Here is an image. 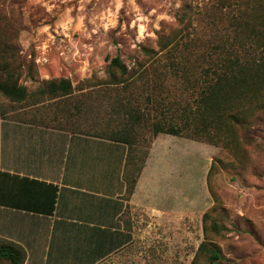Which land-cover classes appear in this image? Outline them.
<instances>
[{
	"label": "rangeland",
	"instance_id": "obj_1",
	"mask_svg": "<svg viewBox=\"0 0 264 264\" xmlns=\"http://www.w3.org/2000/svg\"><path fill=\"white\" fill-rule=\"evenodd\" d=\"M0 1L9 26L0 41L10 38L23 64L15 77L27 89L22 102L0 93V116H33L105 137L127 129L144 161L140 191L120 217L129 242L97 264H190L203 240L202 215L212 208L227 227L213 238L229 260L221 264H264V133L260 146L245 147L239 164L220 146L153 136L151 128L169 107L192 98L162 64L171 53L197 55L228 44L234 0ZM160 37L169 42L164 49ZM115 57L124 74L111 64ZM158 65L164 74L154 81ZM61 78L70 81L66 95L39 93Z\"/></svg>",
	"mask_w": 264,
	"mask_h": 264
},
{
	"label": "crops",
	"instance_id": "obj_2",
	"mask_svg": "<svg viewBox=\"0 0 264 264\" xmlns=\"http://www.w3.org/2000/svg\"><path fill=\"white\" fill-rule=\"evenodd\" d=\"M32 117L0 116V237L23 264H97L129 242L120 217L144 169L125 200V143Z\"/></svg>",
	"mask_w": 264,
	"mask_h": 264
},
{
	"label": "trees",
	"instance_id": "obj_3",
	"mask_svg": "<svg viewBox=\"0 0 264 264\" xmlns=\"http://www.w3.org/2000/svg\"><path fill=\"white\" fill-rule=\"evenodd\" d=\"M233 4L237 12L232 17V37L228 44L223 43L216 50L212 45V51L197 55L171 53L162 64L170 75L182 78V85L191 91L192 98L183 106L177 103L169 107L165 111L168 115L154 121L151 128L153 136L164 133L220 146L242 164L245 147L260 146V136L264 133V0H234ZM4 5L0 1V7ZM7 30L8 24L0 18V36ZM159 43L162 49L169 44L163 37ZM175 43L176 40L169 50L174 51ZM11 45L10 38L0 41V93L12 101L22 102L27 98V89L18 83L15 72L19 74L23 64L18 63ZM111 64L124 74L118 57ZM159 66L153 69L154 81L163 78L164 71ZM70 89V81L61 78L46 81L39 93L66 95ZM130 137L127 129L107 137L125 143L128 148L123 172L125 200L130 199L144 167ZM215 170L212 162L208 182ZM202 230L203 240L190 264L229 262L213 239L223 236L227 230L213 216V208L202 215ZM24 260L25 251L20 245L0 237V264H23Z\"/></svg>",
	"mask_w": 264,
	"mask_h": 264
}]
</instances>
